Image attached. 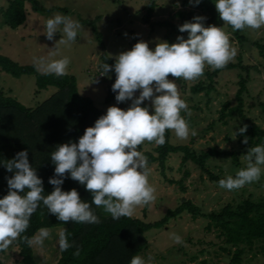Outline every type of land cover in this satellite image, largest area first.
Here are the masks:
<instances>
[{
  "label": "rangeland",
  "instance_id": "rangeland-1",
  "mask_svg": "<svg viewBox=\"0 0 264 264\" xmlns=\"http://www.w3.org/2000/svg\"><path fill=\"white\" fill-rule=\"evenodd\" d=\"M7 0H0V8ZM149 0H36V6L41 12H35L29 4H24V21L15 30L9 29L0 21V54L9 57L19 64H31L35 71L33 58L43 57L46 61L70 58L68 74L74 76L77 91L80 95L88 97L94 106L105 113L109 106H118L127 110L132 101L117 103H104L103 96L107 79L101 75L102 62L100 56L104 53L116 62V57L131 50L135 45L130 38L132 32L138 42L143 40L149 48L154 50L156 44L167 41L169 44L177 42L178 36L188 38V33H171L167 36L168 27L153 25V22L167 20L176 27L182 25L180 14L185 18L204 16L205 26L216 25L222 27L229 35L230 45L237 50L235 58L229 63L239 66L220 69L212 84L213 89L208 94L202 91L192 92L191 86L202 81L204 76L194 81H174L178 86L180 97L186 101L190 115L182 111L181 116L189 125L190 131L195 130L196 135H189L187 140H179L175 133L169 131L171 144H186L195 152L208 148L236 152V163L230 156L219 155L205 161V168L224 179L246 168L248 161L245 158L248 149L238 141V134L232 138L234 131L238 133L239 122L233 114L225 119H218V110L221 103L228 102V106L235 103L234 93L239 78L244 79L245 90L241 93L242 112L245 117L264 129V112L259 104L264 103V60L254 45L264 42V27L259 30L244 29L234 31L231 26L224 25L215 7V0H201L198 5L190 4L189 0H152L154 7L148 19L143 23L141 17ZM56 14L77 19L93 20L95 30L99 34V42L95 39L88 24H81L77 38L70 45L59 44L63 35V25L53 40L45 35V24L49 18ZM98 16L96 19H94ZM193 21V19L191 20ZM179 29V27H178ZM127 33V35H125ZM240 34L244 40H239ZM57 44V46H56ZM56 52V55H51ZM209 71L211 68L205 66ZM172 80V79H170ZM98 81V82H97ZM55 88L48 86L45 89L35 90L32 75H21L13 78L0 71V92L4 96L13 97L22 105L32 108L35 104L54 93ZM139 96V90L134 94ZM127 105V107H126ZM142 107H148L154 112L151 101L146 100ZM156 144L145 141L138 150L148 152L155 156L153 148ZM224 146L221 148V146ZM145 156V155H144ZM146 157V156H145ZM150 175L149 183L156 189V199L148 205L138 206L133 217L145 222L159 219L166 209H171L182 200H188L202 212H217L225 204L234 207L243 199L253 202L264 199V166L258 181L246 184L244 187L229 191L219 187L207 179L206 174L190 161L180 164V156L170 153L165 157L162 171L156 161L148 162ZM187 173L184 174L183 171ZM97 213L102 216H111L103 207H96ZM205 217H191L187 212H181L171 217L158 228H150L144 232L146 244L135 254L144 259L145 264H227L229 254L221 250V238L217 237L214 227L206 229ZM60 227L48 228L50 236L44 240L43 245H32L31 251L36 261L45 264H54L58 257L57 234ZM40 230V229H39ZM37 230L32 237L38 234ZM175 233L182 238V243H174L170 234ZM232 248V247H231ZM254 251V247L251 248ZM17 246L13 242L6 250L0 252L2 264L17 262ZM256 250V247H255ZM246 252L241 256L239 264H264V256L257 251ZM151 258V259H149Z\"/></svg>",
  "mask_w": 264,
  "mask_h": 264
},
{
  "label": "clouds",
  "instance_id": "clouds-1",
  "mask_svg": "<svg viewBox=\"0 0 264 264\" xmlns=\"http://www.w3.org/2000/svg\"><path fill=\"white\" fill-rule=\"evenodd\" d=\"M200 2L189 0L194 5ZM215 7L224 25L231 26L233 30L264 27V0H215ZM205 19L197 15L193 21L178 26L181 33H188L187 39L178 36L177 42L172 44L162 41L154 50L140 40L131 50L120 53L114 66L108 63L101 66V75H107L114 67L116 79L112 91L116 93L115 99L118 103L131 100V106L127 110L109 106L94 126L85 129L78 143L57 146L51 153L55 174L49 178V183L54 186L50 194L43 195L42 179L29 163L27 150L17 152L14 158L3 162L7 171H15V174L7 180L8 194L0 198V251H6L21 238L41 202L49 213L65 224H97L100 219L91 210L92 205L103 207L115 220L132 217L136 207L155 201L156 189L149 183L147 158L138 148L145 141L163 145L166 130L173 131L179 140H187L190 134L196 135L181 116L182 111L188 115L191 113L169 75L175 80L194 81L204 75L206 65L212 70L222 69L237 54L225 30L214 24L205 26ZM60 25H63L62 32L66 38H61L59 44L74 43L81 25L60 14L46 21L44 32L47 39H54L60 32ZM56 54L51 53L53 56ZM70 62L68 57L50 62L43 57L33 58L34 66L42 70V74L57 77L68 74ZM138 90L139 96H135ZM146 100L151 101L154 114H150L148 107L141 106ZM246 130L247 125H244L238 133L243 134ZM238 133L234 131L232 138L235 139ZM247 142L245 138L243 143ZM245 158L247 167L237 171L235 177L229 175L220 179L219 187L232 191L260 179L264 145L248 149ZM68 175L92 194L91 205L81 200L75 188L62 191L61 185ZM49 236V231L41 228L34 237L24 236L23 240L29 246H42ZM170 238L177 244L183 242L175 233H171ZM58 243L61 251L73 246L66 230L59 232ZM73 255H80L79 248ZM130 264H145V261L140 256H133Z\"/></svg>",
  "mask_w": 264,
  "mask_h": 264
},
{
  "label": "trees",
  "instance_id": "trees-1",
  "mask_svg": "<svg viewBox=\"0 0 264 264\" xmlns=\"http://www.w3.org/2000/svg\"><path fill=\"white\" fill-rule=\"evenodd\" d=\"M26 2L35 12H41L36 6V0H7L6 4L0 8V21L3 25L11 30L21 26L25 17L24 4ZM153 7L152 0H149L141 17L143 23L149 22L148 19ZM179 14L184 23L191 22L193 19L185 18L181 13ZM77 20L81 24L90 26L95 39L100 44L99 34L95 30L93 20ZM153 25L168 27L167 36L171 33L182 34L178 27L167 20L153 22ZM129 35L134 44L137 43L132 32ZM236 37L239 40H244L240 34H237ZM254 45L264 60V42H256ZM100 59L102 65L108 63L110 66H114L115 64L114 60L104 53L101 54ZM239 65L237 60V63H228L222 69ZM219 70L211 69L208 71L205 68L204 79L191 86L192 92L202 91L204 94H208L213 89V77ZM0 71L13 78L21 75H32L35 90L45 89L48 86L55 88L54 93H51L32 108L25 107L13 97L4 96L0 92V198L8 194L7 180L15 174V171H7L3 162L11 160L21 150H27L29 163L36 170L38 177L42 179L43 195L46 196L54 190V186L49 183V178L55 174V164L51 160V153L60 144L78 143L85 129L94 126L95 121L106 113L94 106L88 97L78 93L76 80L72 75L67 74L63 77H57L54 74L44 75L35 71L31 64H19L1 54ZM104 77L107 82L103 102L119 104L115 99L116 93L112 91V84L116 79L114 67ZM168 78L181 82V79L175 80L171 75ZM244 90V79L239 78L233 96L234 105L228 106L227 101L222 102L218 110V119L223 120L225 117L234 114L239 122L238 129L247 125L245 133H238V141L242 143L244 148L248 149L251 146L264 145V129L245 117L242 112L241 93ZM259 106L260 110L264 112V103L259 104ZM150 114H154V112H150ZM245 138L248 141L247 144L243 143ZM153 151L155 156L148 152H143V155L146 156L148 162L156 161L160 171H162L165 157L174 153L180 156V164L190 161L206 174L208 180L215 184H218L221 178L205 168V161L214 156L227 155L231 157L234 164L236 163V152L215 150L212 147L195 152L186 144H171L168 130L165 132V143L155 145ZM183 173L186 174L187 171L184 170ZM73 188L78 191L82 201L92 204V194L86 190L84 185L74 181L68 175L61 185V189L62 191H70ZM20 194L24 195V193ZM91 210L99 217L100 223L69 222L65 224L59 221L55 215L49 213L46 206L41 202L31 216L26 232L21 234V238L14 241L18 249L19 259L12 264H45L36 261L31 247L23 240V237L32 238L33 234L41 228L56 227L61 228L57 234L58 241L59 232L66 230L67 238L73 246L66 251H61L58 243V257L54 264H130L131 258L147 243L144 232L150 228L163 226L166 220L181 212H187L191 217H205L207 219L206 229L212 226L217 230L216 235L221 238L223 243L220 248L229 254L227 264H239L241 256L246 252L255 254L254 251H257L264 256V199L255 202L243 199L234 207L225 204L217 212H202L198 206L190 201L182 200L173 208L166 209L159 219L151 222H145L133 216L115 220L112 216L102 217L97 213L95 205H92ZM253 247L254 251L251 249ZM77 248L80 250L79 256L73 255ZM0 264L2 263L0 262ZM201 264L204 262L202 261Z\"/></svg>",
  "mask_w": 264,
  "mask_h": 264
},
{
  "label": "crops",
  "instance_id": "crops-1",
  "mask_svg": "<svg viewBox=\"0 0 264 264\" xmlns=\"http://www.w3.org/2000/svg\"><path fill=\"white\" fill-rule=\"evenodd\" d=\"M48 229V228H47Z\"/></svg>",
  "mask_w": 264,
  "mask_h": 264
}]
</instances>
